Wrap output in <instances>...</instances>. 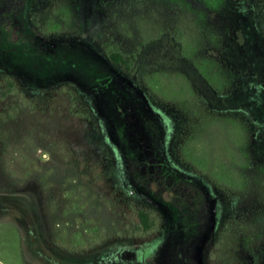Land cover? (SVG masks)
<instances>
[{
  "label": "rangeland",
  "instance_id": "obj_1",
  "mask_svg": "<svg viewBox=\"0 0 264 264\" xmlns=\"http://www.w3.org/2000/svg\"><path fill=\"white\" fill-rule=\"evenodd\" d=\"M0 264H264V0H0Z\"/></svg>",
  "mask_w": 264,
  "mask_h": 264
},
{
  "label": "trees",
  "instance_id": "obj_2",
  "mask_svg": "<svg viewBox=\"0 0 264 264\" xmlns=\"http://www.w3.org/2000/svg\"><path fill=\"white\" fill-rule=\"evenodd\" d=\"M109 60L113 63V64H117V65H122L124 67V70L128 73H130L131 68L134 64V58H129L127 56H124L121 53H112L109 56ZM139 218H140V222L142 224V227L144 228V230L149 231L151 230V228L153 227V224L150 221V217L149 214L146 212L141 211L139 213Z\"/></svg>",
  "mask_w": 264,
  "mask_h": 264
}]
</instances>
